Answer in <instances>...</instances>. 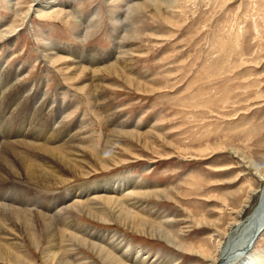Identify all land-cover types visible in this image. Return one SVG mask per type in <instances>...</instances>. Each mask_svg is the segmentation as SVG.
Listing matches in <instances>:
<instances>
[{
  "label": "rangeland",
  "instance_id": "1",
  "mask_svg": "<svg viewBox=\"0 0 264 264\" xmlns=\"http://www.w3.org/2000/svg\"><path fill=\"white\" fill-rule=\"evenodd\" d=\"M52 2L49 11L28 12L32 0H0L1 31L8 33L0 40V62L19 68L23 84L36 82L48 98L62 102L65 121L84 125V142L98 149L114 147L115 140L118 145L108 168L89 158L86 178L50 189L51 195H63L62 203L77 185L137 179L138 190L154 195L134 196L128 209L162 225L168 237L150 235L149 227L131 230L114 220L115 207L105 209L110 221L75 212L74 222L115 233L139 264H214L223 233L238 222L243 231L260 200L258 193L249 197L262 184L249 166L264 170V0ZM48 46L61 58L67 55L58 50H81L106 62L94 77L102 101L76 89L88 84L89 71L71 80L73 58L50 62L40 53ZM42 114L44 121L51 111ZM114 117L134 136L114 137L107 124ZM257 235L253 250L260 251L264 230ZM45 247L27 245L29 264H45ZM239 248L221 252L215 264H229ZM69 256L75 264L84 258L102 264L80 246Z\"/></svg>",
  "mask_w": 264,
  "mask_h": 264
},
{
  "label": "bare ground",
  "instance_id": "2",
  "mask_svg": "<svg viewBox=\"0 0 264 264\" xmlns=\"http://www.w3.org/2000/svg\"><path fill=\"white\" fill-rule=\"evenodd\" d=\"M11 1L7 0L10 4ZM32 4L28 12L34 11V7L35 12H42L38 11L42 8L49 11L54 6L52 0L45 2L44 0H32ZM1 27L0 25V40L8 37V33L1 31ZM55 51L56 48L48 46L40 53L46 55L50 62H57L67 57L73 58L72 63L76 72L72 74L71 80H74L83 69L88 70L90 76L86 82L88 84H83L76 89L81 91L86 88L88 94H96L94 102L102 101L99 90H94V81L97 79L95 77L97 74L105 71L100 66L106 62L99 58L97 60L96 57L92 58V55L90 59L88 54L86 55L81 50L70 52L58 50L67 55L63 58ZM20 76L19 68H7L0 62V128L1 132L8 136L6 142L0 140V261L29 264V257L25 253L27 245L38 249L40 243L43 242L47 248L46 254L42 252L45 254L42 255L45 264H70L73 259H70L69 255L76 250V246L84 248L102 264H139L137 254L135 257L131 256V248L124 246L115 233L96 231L92 227L76 223L73 216L75 212H84L97 221L107 222L111 219L107 218L105 209L111 210L115 207V211H110L111 214L113 213L114 220L121 221L123 225L140 233H144L143 230L149 227L150 235L153 233V235L166 238L168 236L165 235L166 231L163 230L162 225L158 224L160 226L154 227L152 226L154 222L150 225L145 217L134 213L127 207L133 205L131 201L136 200L134 196L149 197L154 195L153 191L138 190L141 185L138 184L137 179L116 176L88 186L77 185L66 202H60L63 195H57V193L51 195L54 192L50 193V189L67 186L73 179L86 178L89 173L83 171V165L89 158L94 162H99L101 169L108 168L111 163L110 159H114L111 156V150L118 145V140L111 141L114 147L110 146L106 149H98L97 146L84 142L81 138L84 133V131L81 132L84 127L82 122L67 123L65 118L68 115L65 114L66 110L62 108L63 105L61 107L62 102L48 98L36 82L23 84L19 80ZM53 102H55V107H51ZM43 110L47 111V115L51 111L50 116H47L44 121ZM96 111L99 112L97 109ZM109 114L111 115V112ZM7 120V124L10 123L9 127L6 125ZM107 124L113 128H110V133L116 135L114 137L134 136L132 131L122 130L125 128L121 125L122 121L115 117L108 120ZM104 150L107 151L108 156H105ZM249 167L262 183L258 189L249 193V197L258 193L259 203L253 210V214L245 221L243 231L238 232L241 223L238 222L223 233V243L216 247V254L212 257L214 264L221 252L225 255L230 250L229 248L238 245L240 248L229 264H264V249L253 250L254 242L258 238L257 234H261L264 230V170L254 164ZM129 190L131 191L127 192ZM122 191L125 193L123 197H127L126 200L118 197ZM49 200L51 204L46 203ZM96 200L102 203L98 204ZM138 255L143 256L145 253L139 251ZM202 257L210 259L209 255ZM80 261L84 264H95L88 258ZM220 264H223V260Z\"/></svg>",
  "mask_w": 264,
  "mask_h": 264
}]
</instances>
